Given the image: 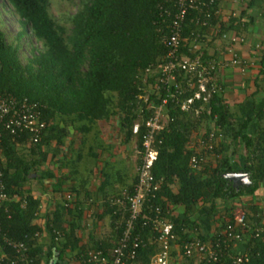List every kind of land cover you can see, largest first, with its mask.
Listing matches in <instances>:
<instances>
[{"label": "trees", "instance_id": "16d2710c", "mask_svg": "<svg viewBox=\"0 0 264 264\" xmlns=\"http://www.w3.org/2000/svg\"><path fill=\"white\" fill-rule=\"evenodd\" d=\"M4 1L19 18L23 29L16 41L9 43L0 28V97L11 96L18 103L37 104L41 111L40 122L45 123L46 128L39 135L40 141H34L32 138L36 133L28 129H16L12 133L0 125L4 152L1 166L6 192L11 198L0 206V264H11L16 258L3 238L24 242L34 264H43L46 259L56 264L67 252H72L75 258L89 250H101L109 255L117 242V232L113 229L110 238L113 242L109 245L105 240L95 238L89 243L90 247H86L78 236L77 227H65V214L69 210L62 206L57 207L48 220L47 231L51 239L48 249L41 245L37 240L43 234V228L37 222L40 202L32 193L22 191L30 181L29 175L42 163V148L49 144L48 140L60 123L64 125L59 132L61 136L66 133L68 122L71 123L68 127L79 126L78 131L87 136L107 129L111 120L117 118L123 141L134 144L138 151H144L145 123L152 111L137 101L138 84L144 83L143 80L153 82L146 76V69L157 67L167 53L160 42L156 23L161 22V13L171 9L175 0H78V11L68 17L70 27L51 16L50 0ZM196 16L197 12L191 11L187 17L184 44L192 31L205 38V29L197 28V31L190 24ZM25 36L33 39L36 45L30 51L31 57L23 63L19 43ZM186 46L181 47L180 53L195 58L188 53ZM206 59L203 56L202 61ZM261 65L264 74V60ZM187 94L182 100L190 97L191 93ZM202 105L197 101L192 110L185 112L180 106L168 104L165 130L157 134L155 140L158 158L152 175L155 181L162 182L156 204L163 207L164 213L170 212L167 217L174 225V235L181 238V253L184 254L183 244L191 240L190 233L184 231L197 226L188 217L194 207L199 203L211 204L214 213L216 203L221 202L226 211L225 219L234 224L232 214L238 209L237 203H242L247 227L242 237L243 251L250 264H264V207L251 202L249 210L243 203L264 186V109L255 111L249 120L236 122L221 93L212 95L209 111L204 108L198 116L195 109ZM140 108L143 111L138 113ZM203 120L209 123V132L212 128H219L220 135L239 142L244 155L242 167L236 168L230 157L220 158L224 144L218 138V144L208 154L209 163L205 169L200 172L191 170L190 159L196 152L189 150V146L199 137V125ZM136 124L139 131L134 133ZM61 136L57 139L60 140ZM210 159L217 163L213 165ZM140 160L138 156L137 165ZM234 173L246 174L249 182L234 187L227 178ZM175 186L177 190L173 189ZM14 195H19L20 200H13ZM179 206L186 209L184 219L174 217L170 210ZM108 212L115 228L119 217L113 215L111 209ZM145 222L142 217L137 224L143 247L137 251L134 264H152L153 258L161 251L156 242L157 233ZM226 226L224 223V229ZM54 230L65 233L62 241L55 242ZM221 236L218 233L212 237L200 235V238L207 241L227 237ZM177 241L176 238L171 244Z\"/></svg>", "mask_w": 264, "mask_h": 264}, {"label": "crops", "instance_id": "0c3cea01", "mask_svg": "<svg viewBox=\"0 0 264 264\" xmlns=\"http://www.w3.org/2000/svg\"><path fill=\"white\" fill-rule=\"evenodd\" d=\"M216 9L218 14L204 31L201 52L206 60H214L224 66L217 76L218 83L227 107L235 115L234 121L249 120L254 117L255 111L264 109V74L261 73L264 60V0H218ZM235 53L240 59L238 65L232 64ZM69 124L63 136L59 132L64 125H57V130L48 140L49 144L42 148V163L29 175L30 181L22 191L32 193L40 202L37 222L43 228V236L37 240L48 249L51 242L47 231L48 220L56 208L62 206L69 210L65 214V227H77L84 246L90 247L95 238L105 240L109 245L113 242L110 238L114 228L108 201L123 190L133 188L138 152L134 144L123 141L117 118H113L109 127L99 135L82 136L77 129L79 126L68 127ZM93 135L100 136V140ZM60 136L62 138L58 140ZM236 147L240 148V145L228 147L225 143L223 157H230L232 164L240 168L244 163L243 149ZM189 150H192L190 146ZM69 195L72 201L66 207ZM256 195L249 201L255 200L257 206L262 201L263 206L264 195L258 201ZM216 204L217 211L214 213L211 204L202 203L190 211V221L197 224L193 229L184 231L190 233V239L197 233L212 237L224 231L225 207L221 202ZM170 210L174 217L184 219L186 216V209L182 206ZM177 240L179 242L172 244L171 264H196L195 260L184 258L181 238L177 237ZM76 259L72 252H67L56 264H80ZM53 263L46 259L43 264Z\"/></svg>", "mask_w": 264, "mask_h": 264}, {"label": "built area", "instance_id": "2783aa9c", "mask_svg": "<svg viewBox=\"0 0 264 264\" xmlns=\"http://www.w3.org/2000/svg\"><path fill=\"white\" fill-rule=\"evenodd\" d=\"M218 0H175L171 9H166L160 15L161 22L156 23L160 42L166 48L165 57L157 63V67L146 69L148 80H143L145 87L141 96L144 105L152 111L145 123L146 134L143 136L144 151H137L141 157L137 165V178L132 190H123L120 196L109 199L108 205L113 215L119 219L115 223L117 242L110 249L109 255L101 250H89L76 259L80 264H134L138 250L143 247L141 232L137 231L138 221L143 217L145 225H149L156 233V242L160 245V253L153 258L152 264H171L172 240L174 225L168 219L169 211L164 213L160 204H156V197L162 187L161 181H155L152 168L158 158L155 148L157 134L165 130L167 124V107L169 102L180 106L182 111L192 110L194 103L199 101L203 105L196 108V115H201L206 109L209 111V99L212 95L220 93L218 75L224 66L214 60L203 59L201 44L203 38L197 32L192 31L183 43L186 20L191 11L197 12V16L190 21L196 30L207 29L212 18L218 14L216 4ZM161 9V6H159ZM187 45V50L195 58L180 53L181 47ZM233 65L240 64L236 53L232 59ZM191 93L190 97L182 100ZM152 97H154L152 99ZM205 104V105H204ZM205 108V109H204ZM142 112V108L139 109ZM41 111L37 104L28 105L18 103L11 96L0 97V125L8 131L25 129L36 133L34 141H40V134L45 130L46 124L40 122ZM217 118L215 119V122ZM15 128V129H14ZM3 129V128H2ZM13 129V130H12ZM139 131V126L134 127V133ZM220 129H212L208 134H200L190 147L196 152L190 159V168L200 172L209 163L208 154L218 144ZM0 129V206L4 202L11 201L6 192L2 162L4 152L1 147ZM161 143V142H159ZM13 200H20L19 195L12 196ZM66 207H69L72 196H67ZM163 214H166L164 216ZM234 224L224 218L226 227L221 235L227 237L215 240L202 241L200 235L183 244V256L187 260H195L196 264H250L249 258L243 251L242 240L246 232L245 213L237 209L233 214ZM239 230L236 231V229ZM38 236V235H37ZM36 236V237H37ZM39 235L37 239L41 238ZM55 242L64 239L65 233L53 231ZM221 236V237H222ZM1 237V228H0ZM6 246L15 253V260L11 264H34V259L28 253V246L24 242L12 241L3 238Z\"/></svg>", "mask_w": 264, "mask_h": 264}, {"label": "rangeland", "instance_id": "374dc122", "mask_svg": "<svg viewBox=\"0 0 264 264\" xmlns=\"http://www.w3.org/2000/svg\"><path fill=\"white\" fill-rule=\"evenodd\" d=\"M77 11H78V0H50L49 12H50L51 16L62 25H66L67 27H70L69 22H68V17L74 15ZM0 28L6 34L7 40L9 43H14L16 41L15 38L18 36V34L23 29V26H22L19 18L13 14L12 9L4 0H0ZM28 33H30V32H28ZM19 44L21 45V48H20L21 60L23 63H26V59L31 57L30 51L36 45V42L33 39L31 40V38L29 36H25ZM38 46L39 45H37V47ZM212 123H210V124L212 125ZM208 124L209 123L207 121L203 120V122L199 125L200 127H199L198 133L199 134H202L203 132L206 133V131H208V129H207ZM95 132H97V131H95ZM98 135H99V133H98ZM219 138H221L222 139L221 142L223 144L226 143V145L228 147H233V146H236L239 144V142L234 141V139H232L230 137H226L223 134L220 135ZM97 140L98 141L100 140V136L97 138ZM230 149H233V148H230ZM234 149H235V147H234ZM237 149L239 150L241 148H237ZM222 157H223V155L220 158H222ZM211 161L213 162L212 163L213 165H215L217 163L215 160L210 159V162ZM173 189L177 190L176 186ZM261 195H264V186L257 193L256 201L259 200ZM254 201L255 200H253V202ZM243 203L245 204L244 207L247 206V208L250 210V206H252L251 200L249 201V198L247 200L245 199V201H243ZM241 204H239V202H238L237 207L240 211L244 212V209H243ZM260 206H262V201H261ZM263 207H264V204H263Z\"/></svg>", "mask_w": 264, "mask_h": 264}, {"label": "water", "instance_id": "95a60500", "mask_svg": "<svg viewBox=\"0 0 264 264\" xmlns=\"http://www.w3.org/2000/svg\"><path fill=\"white\" fill-rule=\"evenodd\" d=\"M230 181L233 182L234 187L240 186L242 184H246L249 182L248 176L243 173H234L227 175Z\"/></svg>", "mask_w": 264, "mask_h": 264}, {"label": "clouds", "instance_id": "9594fccd", "mask_svg": "<svg viewBox=\"0 0 264 264\" xmlns=\"http://www.w3.org/2000/svg\"><path fill=\"white\" fill-rule=\"evenodd\" d=\"M138 85H139L138 87H139V92H140V93L137 95V101H138L139 103H141V105H143L144 102H143L141 96L146 95L145 93H143V89H144V88H145V89L148 88V86L145 87V84H144V83H142V84L140 83V84H138ZM148 89H149V88H148ZM153 98H154V97H152V99H153ZM139 112H140V111H138V113H139ZM136 125H138V124H136ZM136 125H135V126H136ZM135 126H134V127H135ZM138 126H139V125H138ZM137 151H138V150H137Z\"/></svg>", "mask_w": 264, "mask_h": 264}]
</instances>
